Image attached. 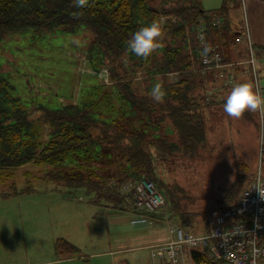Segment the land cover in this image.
<instances>
[{
	"label": "trees",
	"instance_id": "obj_1",
	"mask_svg": "<svg viewBox=\"0 0 264 264\" xmlns=\"http://www.w3.org/2000/svg\"><path fill=\"white\" fill-rule=\"evenodd\" d=\"M226 9L207 11L199 0H90L84 9L74 7L72 0H0V41L27 30L73 35L85 29L93 34L86 49L90 66L98 70L107 65L114 81L110 90L93 84L85 88L79 102L49 108L39 99L23 102L14 95L8 77L0 74V197L18 194L14 173L29 163L48 169L43 181L69 194L81 191L93 196L94 203L115 209L128 206L119 194L122 186L149 180L164 197L171 218L192 233H207L205 220L199 228L194 216L180 209V197L162 182L157 163L177 155L195 158L207 144L199 110L209 105L211 94L206 97L204 92L208 94V86L215 88L216 84L212 72L202 71L204 49L198 44V28L202 22L207 48L222 45L225 62L233 61L227 46H237L239 33L232 34ZM161 17L167 21L158 47L148 57L132 54L127 48L132 34ZM216 17H221V27L214 24ZM253 51L264 54V48L253 47ZM240 57L243 59L242 53ZM139 68L147 79L143 88H134L127 72ZM172 72L176 73L175 83L164 79ZM252 72L247 76L260 92ZM253 73L258 80L257 67ZM155 84L164 92L159 102L152 97ZM217 87L220 94L230 92L223 82ZM216 101L213 97L212 103ZM258 112L246 110L241 119L256 125ZM262 128L264 134V121ZM245 165L243 174H237L223 190L224 206L237 199L251 177L246 180L249 165ZM28 177L26 173L27 184L19 193L33 191ZM8 182L12 184L5 187ZM55 250L59 255L78 253L65 239L55 241ZM191 260L193 264H214L200 247L191 250Z\"/></svg>",
	"mask_w": 264,
	"mask_h": 264
},
{
	"label": "rangeland",
	"instance_id": "obj_2",
	"mask_svg": "<svg viewBox=\"0 0 264 264\" xmlns=\"http://www.w3.org/2000/svg\"><path fill=\"white\" fill-rule=\"evenodd\" d=\"M159 21H163L164 25L167 18L161 17ZM232 24V34L242 32L237 21ZM92 38L93 34L85 29L73 35L38 33L34 30L11 34L0 41V74L8 77L14 95L23 102L39 99L49 108H56L61 103L70 105L79 102L85 88L93 84L104 85L106 90H110L114 81L110 78L107 65H101L98 69L108 71L105 79V76L100 80L89 74L93 68L87 59L86 49ZM227 50L233 61L242 60L239 58L241 53L245 56L237 46H227ZM254 59L260 96L264 98V56L258 58L255 54ZM119 60L125 63L124 59ZM235 63L237 72L243 68L248 70V66ZM128 73L132 87L143 88L144 80L147 79L143 68ZM175 78L176 73L173 72L164 76L166 81L173 83ZM239 78L240 83L251 81L247 75ZM212 79L215 88L208 86V89L216 93L219 91V82L215 77ZM208 89L205 87V90ZM229 93L218 95L219 101L214 104L212 102L216 94L210 95L207 101L209 105L199 110L206 128L207 144L199 150L197 157L185 159L177 155L157 163L160 179L167 188L177 193L180 209L193 215L194 224L199 228L214 210L224 206L221 204L223 190L229 187L237 174H243L245 164L249 165L246 180L257 166V150L262 132L258 124L260 120L257 122L256 119L254 125L241 119V116H228L220 103L225 102ZM204 95L208 97L205 92ZM260 110L264 115V106ZM43 128L47 130L45 126ZM47 170L34 163L18 168L12 181L16 183L17 193L26 186L25 174L28 173L33 194L0 197V264H40L63 256L74 258L77 260L73 262L75 264H151V254L144 248L117 252L118 257L115 259H109L108 254L101 253L169 240L167 225L163 220L153 222L145 230L135 227L137 234L131 233L130 237L144 235L139 239L118 240L110 225L114 223L115 214H123L128 219L134 215L126 206L117 209L105 207L103 202L94 203L93 196L81 191L69 194L41 179ZM12 182L5 184V187ZM110 209L120 213L112 214ZM158 217L162 218V215ZM59 238L74 245L78 253L57 254L55 241Z\"/></svg>",
	"mask_w": 264,
	"mask_h": 264
},
{
	"label": "built area",
	"instance_id": "obj_3",
	"mask_svg": "<svg viewBox=\"0 0 264 264\" xmlns=\"http://www.w3.org/2000/svg\"><path fill=\"white\" fill-rule=\"evenodd\" d=\"M219 55H204L203 64L218 66ZM252 62V59H251ZM105 72V71H104ZM264 141L259 149V161L256 173L240 194L238 200L227 208L214 211L208 218V233L193 235L175 226H170L174 239L158 249L156 254H166L176 264L177 257L186 250L200 247L207 250L209 260L215 264H262L264 259V198L259 190H264L261 157ZM132 202V208L140 212L156 213L165 208V201L149 181L128 183L122 190ZM133 224L143 226L147 220L140 218ZM259 225V226H258ZM239 229V234L234 232Z\"/></svg>",
	"mask_w": 264,
	"mask_h": 264
},
{
	"label": "crops",
	"instance_id": "obj_4",
	"mask_svg": "<svg viewBox=\"0 0 264 264\" xmlns=\"http://www.w3.org/2000/svg\"><path fill=\"white\" fill-rule=\"evenodd\" d=\"M201 2L202 7L207 10V11H214L217 10L221 7H226L227 9V15L229 18L230 25L232 26V23H235L237 21L240 24V28L244 31H242V40L239 45H237L238 48L242 49V51L245 53L247 50L248 42L245 39L246 31L249 33V38H250V43L253 47L256 48H264V0H199ZM240 37V36H239ZM258 58H261L264 56V54L260 53L257 54ZM34 191L29 192V193H18V194H13V195H29L33 194ZM7 198V197H5ZM110 212L112 214L115 213H120L115 210L110 209ZM116 218L114 219V223L110 225L111 231H114L113 235L117 237L118 240L123 241V240H135L139 239V237H143L144 235H140L137 237H130L133 235H136L135 233V228L131 225L130 221L133 218V216L130 217V219L127 218V216H124L123 214H115ZM9 222L7 221V225ZM117 230H122V231H117ZM145 230V229H143ZM119 233V234H118ZM124 233V234H123ZM5 237V236H4ZM119 237V238H118ZM125 237L127 239H125ZM63 239V238H59ZM168 241V240H167ZM167 241L163 243H158V244H150L146 243V245L141 246V247H135V248H130V249H119V250H114V251H106L105 253L101 254H108L110 256L109 259H115L118 257L117 252H124L125 251H131L134 249H139V248H144L145 250L148 251V253L151 254V252L157 248L160 247L161 245H164ZM150 251V252H149ZM108 256V257H109ZM161 259H154L151 255V264H168L169 262V256H162ZM74 258H69L67 256L63 257H56L55 259H52L50 261H46L40 264H75Z\"/></svg>",
	"mask_w": 264,
	"mask_h": 264
},
{
	"label": "clouds",
	"instance_id": "obj_5",
	"mask_svg": "<svg viewBox=\"0 0 264 264\" xmlns=\"http://www.w3.org/2000/svg\"><path fill=\"white\" fill-rule=\"evenodd\" d=\"M72 5L84 9L90 5V0H72ZM162 28L163 21H153L148 26L141 27L127 41L128 50L137 57L150 56L158 47ZM205 52H207V48H205ZM163 96L161 85L155 84L152 88L153 99L159 102ZM262 106H264V98L257 93L254 85L244 82L231 87V91L223 103V111L230 117L239 118L246 110L256 111ZM259 192L264 198V190H259ZM234 232L239 234L240 230L234 229Z\"/></svg>",
	"mask_w": 264,
	"mask_h": 264
},
{
	"label": "water",
	"instance_id": "obj_6",
	"mask_svg": "<svg viewBox=\"0 0 264 264\" xmlns=\"http://www.w3.org/2000/svg\"><path fill=\"white\" fill-rule=\"evenodd\" d=\"M263 264H264V261H263Z\"/></svg>",
	"mask_w": 264,
	"mask_h": 264
}]
</instances>
